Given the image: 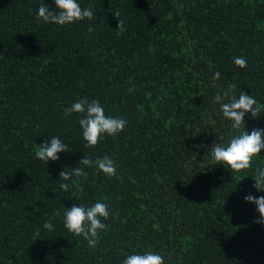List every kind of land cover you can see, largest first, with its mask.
I'll list each match as a JSON object with an SVG mask.
<instances>
[{
	"label": "trees",
	"instance_id": "1",
	"mask_svg": "<svg viewBox=\"0 0 264 264\" xmlns=\"http://www.w3.org/2000/svg\"><path fill=\"white\" fill-rule=\"evenodd\" d=\"M44 3L54 6L0 0V264H121L134 249L165 264H264V223L244 200L264 192L250 169L231 172L207 152L232 135L217 90L236 83L264 104V0H81L95 15L66 26L36 21ZM84 97L125 117L124 131L85 148L77 114L63 115ZM259 115L245 116L249 132L264 128ZM56 134L69 150L46 166L35 144ZM86 154L113 158L117 175L87 169L64 194L59 173ZM97 199L114 215L92 250L62 213Z\"/></svg>",
	"mask_w": 264,
	"mask_h": 264
},
{
	"label": "clouds",
	"instance_id": "2",
	"mask_svg": "<svg viewBox=\"0 0 264 264\" xmlns=\"http://www.w3.org/2000/svg\"><path fill=\"white\" fill-rule=\"evenodd\" d=\"M53 5L41 4L35 13V19L41 24H54L57 26L72 25L85 20H91L95 15L89 7H83L81 0H53ZM116 16L119 13L115 14ZM118 29L124 30V23L119 20ZM233 63L240 67H246L247 61L243 56L234 57ZM221 77L219 71L213 75L214 80ZM239 93L237 96L236 93ZM218 104L220 118L227 122L232 130L229 139L223 142L212 143L207 148L211 159L217 165L228 168L231 172L251 170L254 181L252 188L257 192H264V166H255L256 160L264 158L261 150L264 149V128H252L247 130L245 116L251 114L252 118L259 117L264 112V104L256 99L254 95L238 90V84L231 83L227 88L217 90L214 97ZM77 114L80 136L85 148H94L98 142L106 137L119 135L128 124V120L121 115L106 114L105 107L96 99L80 98L64 107L65 117ZM203 147V145L197 146ZM69 150V145L63 136L56 134L48 136L40 145L35 144L34 158L44 165L60 159L59 153ZM87 169H93L97 174L111 178L117 175V164L108 155L97 156L95 159L86 154L70 172L61 171L59 179L60 190L71 193L78 187V179L86 175ZM72 196V195H71ZM76 199V198H75ZM247 203H253L259 213L257 223H264V195H255L249 192L244 196ZM114 212L110 204L104 199L94 202L73 204L71 207L64 206L62 213L63 228L73 236L82 238L87 247L95 250L99 245L102 233L107 229L105 223ZM42 228L54 231L55 226L51 220L45 219ZM121 264H165V258L159 252L151 249L136 251L135 249L124 256Z\"/></svg>",
	"mask_w": 264,
	"mask_h": 264
}]
</instances>
